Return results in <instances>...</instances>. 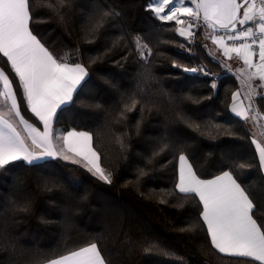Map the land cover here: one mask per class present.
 I'll return each instance as SVG.
<instances>
[{
    "label": "snow or ice",
    "instance_id": "6c2138e0",
    "mask_svg": "<svg viewBox=\"0 0 264 264\" xmlns=\"http://www.w3.org/2000/svg\"><path fill=\"white\" fill-rule=\"evenodd\" d=\"M144 7L152 23L148 29L136 31L123 22V12L105 0H88L87 9L76 0H0V170L19 161L25 167H36L37 162L50 158L71 162L97 182L113 185L120 181L122 187H134L141 197L158 205L183 208L187 219L178 231L203 240L219 254L239 264H264V0H145ZM76 8L81 13L82 40L94 44V56L85 58L79 44L58 48L51 38L58 27L67 30L76 22L71 12ZM169 32L182 40L177 48L190 54L187 62L171 59L177 78L199 73L210 79L198 90L207 95L193 97L194 89H189L175 96L153 73L160 46L177 43L161 39ZM63 36L61 33L58 39ZM197 47L239 81L230 95L225 91L221 112L215 111L221 74L203 61L195 62ZM104 61L121 69L135 67V75H130L135 83L124 88L102 75L99 65ZM94 73L114 99L107 107L92 106L103 110L110 124L128 129L116 138L120 154L114 158L98 149L92 130L80 124L56 127L62 116L77 111L81 96L97 99L99 85L93 80ZM148 82L156 85L151 92L141 86ZM157 94H166L174 108L160 134L146 138L150 151L139 153V162L131 166L127 162L129 142L133 134L143 137L146 119L153 109L159 111L154 102ZM201 110L203 117L198 115ZM135 112L140 118L130 125L129 113L134 117ZM230 118H235L239 128H225L223 134L247 140L251 156L245 159L223 152L207 164V157L191 148L197 138L189 137L181 126L214 139L211 133L220 127L214 122ZM213 155L208 152L209 157ZM245 169L258 175L261 191L246 182ZM158 172L167 179L155 181ZM153 182L170 186L147 188ZM42 185L44 190H65L55 175L42 178ZM90 195L88 189L78 194L73 209L88 202ZM32 207L33 197L16 194L0 206V249L9 254L8 264H127L113 259L109 237L128 246V254L141 249L146 254L176 256L170 247L161 246L158 236L112 206L104 209L109 224L106 231L69 243L72 215L66 214L60 221L64 236L58 245L46 251L19 248V236L13 233V225L18 223L15 217L23 218ZM178 264H184L183 258Z\"/></svg>",
    "mask_w": 264,
    "mask_h": 264
},
{
    "label": "trees",
    "instance_id": "16d2710c",
    "mask_svg": "<svg viewBox=\"0 0 264 264\" xmlns=\"http://www.w3.org/2000/svg\"><path fill=\"white\" fill-rule=\"evenodd\" d=\"M78 5H83L87 9L88 0H76ZM108 5L115 6L123 12V22L130 26L132 30L148 29L152 21L145 11V0H105ZM47 13V9L43 10ZM76 17V22L69 29L58 27L56 32H51V38L57 41V47L63 44L75 46L79 44L82 51L88 55H96L94 44H89L82 40L80 31L81 13L79 8L71 10ZM46 30V29H42ZM71 33L70 35L68 33ZM64 33L62 39H58L60 34ZM161 39L166 41L177 40V43H165L159 48L152 64V71L156 77L160 78V83L165 89L175 96L187 93L189 89L193 97L207 95V92L198 91L203 88L209 80H205L199 73L181 74L176 76V70L172 69L171 59L176 58L187 62L190 54L177 48V44L182 40L177 39L172 33H165ZM87 50V51H86ZM103 49H100L102 51ZM195 62L203 61L213 72L220 73L219 99H216V112H221L224 108L222 103L225 91L239 86L238 81L233 74L223 71L214 63L202 48H195ZM102 75L110 79L119 81L124 88L131 87L135 81L130 79L134 76L136 68L128 66L121 69L113 65L110 61H104L99 65ZM109 72L111 75L109 76ZM172 73L169 75V73ZM93 80L99 85L97 99L90 100L87 96H81L75 105L77 111L61 117V122L56 125L57 128H68L80 124L87 130L94 132V137L98 149L107 157L114 158L120 154V149L116 143V138L120 132H126L128 129L121 125H112L107 121L105 113L101 109L95 108V103L103 104L105 107L113 102V97L106 86L100 82L93 74ZM151 92L155 83L148 82L141 85ZM83 101V103H81ZM154 102L158 106L153 109V115L145 121L143 137H137L133 134L129 142V154L127 162L134 166L139 162L138 154L150 151L149 144L146 141L148 137L158 136L163 128L165 119L170 115L174 104L169 101L166 94H157ZM207 103V102H205ZM193 107H198L193 105ZM203 117L204 110L198 114ZM129 124H134L136 119L140 118V113H129ZM75 120L76 123H73ZM198 122L203 123L198 119ZM220 127L214 129L211 133L214 139H210L207 134L201 135L191 128L185 127L189 137L197 139L191 142L192 150L197 154L207 157V164H211L216 155L227 152L229 155L241 156L247 158L251 156V149L248 147V141L240 137L228 136L223 134L224 129L232 127L234 130L239 128L235 118L228 120H217L214 122ZM207 145H216L217 147L209 149ZM212 151L213 156L209 157L208 152ZM25 162H13V166L7 170H0V206L7 203V197L16 194L17 196L28 195L33 197L32 211L23 218L15 217L18 223L13 225V233L18 234V247L23 249H42L48 250L58 245L63 236L64 229L60 221L66 214L72 215V228L67 233L69 243L79 242L86 239L89 234H96L106 231L109 224L104 215L106 207H119L129 218L140 227L152 235L158 236L162 247H170L175 253V257H163L156 253L146 254L141 249L134 250L128 254V246H121L116 237H109L108 248L113 253V259L126 260L127 264H165L166 261L171 264H178L180 258H183L184 264H239L235 259H231L223 254H219L212 249L203 240L191 237L186 233H181L178 229L187 219L183 216L184 209L174 206V204L158 205L155 200H149L141 197L139 190L134 187H122V182L117 181L113 185H104L97 182L81 167L63 162L59 159H48L47 161L37 162L36 167H25ZM207 166V165H206ZM246 182H248L255 191H261V181L258 175L245 169ZM55 175L63 182L65 190L51 188L44 190L42 178ZM71 178V180L69 179ZM167 176L158 172L155 181L166 180ZM170 185L165 183L153 182L147 185V188H164ZM51 187V186H50ZM88 189L91 193L88 202L82 204L78 210L73 209L75 197ZM147 191V189H141ZM187 206V205H186ZM41 217L53 221L52 223H43ZM135 234V228L133 229ZM119 252L117 257L115 253ZM9 254L0 249V264H8Z\"/></svg>",
    "mask_w": 264,
    "mask_h": 264
},
{
    "label": "crops",
    "instance_id": "0c3cea01",
    "mask_svg": "<svg viewBox=\"0 0 264 264\" xmlns=\"http://www.w3.org/2000/svg\"><path fill=\"white\" fill-rule=\"evenodd\" d=\"M233 66L234 67H239V65L238 64H233ZM230 73V72H229ZM230 74H234V73H230ZM50 159H53V160H55V158H50ZM59 160H61V159H59ZM61 161H63V160H61ZM39 162H41V161H39ZM63 162H66V161H63ZM66 163H70V164H72L71 162H66ZM72 165H74V164H72ZM75 166H78V165H75ZM86 171V170H85Z\"/></svg>",
    "mask_w": 264,
    "mask_h": 264
},
{
    "label": "rangeland",
    "instance_id": "374dc122",
    "mask_svg": "<svg viewBox=\"0 0 264 264\" xmlns=\"http://www.w3.org/2000/svg\"><path fill=\"white\" fill-rule=\"evenodd\" d=\"M200 39H202V37H200ZM234 75V74H233ZM235 76V75H234ZM238 83H239V81H238ZM104 184V183H103ZM104 185H106V184H104Z\"/></svg>",
    "mask_w": 264,
    "mask_h": 264
}]
</instances>
